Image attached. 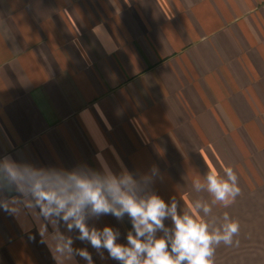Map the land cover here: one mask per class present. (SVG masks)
Returning <instances> with one entry per match:
<instances>
[{"label": "crops", "instance_id": "0c3cea01", "mask_svg": "<svg viewBox=\"0 0 264 264\" xmlns=\"http://www.w3.org/2000/svg\"><path fill=\"white\" fill-rule=\"evenodd\" d=\"M6 154L66 168H98L97 154L114 171L157 164L154 190L183 210L211 202L196 174L232 167L241 195L213 214L240 221V244H221L215 264H264V0H0ZM89 223L118 229L121 243L131 229L127 216ZM0 264L55 262L35 228L0 210Z\"/></svg>", "mask_w": 264, "mask_h": 264}, {"label": "clouds", "instance_id": "9594fccd", "mask_svg": "<svg viewBox=\"0 0 264 264\" xmlns=\"http://www.w3.org/2000/svg\"><path fill=\"white\" fill-rule=\"evenodd\" d=\"M96 159L98 168L86 162L66 168L0 155V210L26 232L35 228L55 264H95L88 247H75L77 240L101 261L117 264H215L221 244L239 246L240 221L228 212L213 214L214 205L227 208L241 195L232 167L223 176L211 170L196 174L194 191L206 192L211 202L200 197L183 210L175 196L166 201L154 190L165 179L157 164L145 171L120 162L114 171L102 155ZM107 215L130 219L126 243L119 242L118 229L89 223Z\"/></svg>", "mask_w": 264, "mask_h": 264}]
</instances>
